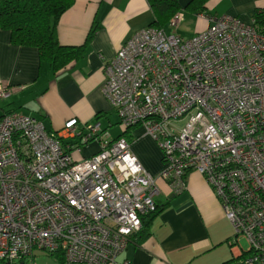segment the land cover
Masks as SVG:
<instances>
[{"label": "built area", "instance_id": "2783aa9c", "mask_svg": "<svg viewBox=\"0 0 264 264\" xmlns=\"http://www.w3.org/2000/svg\"><path fill=\"white\" fill-rule=\"evenodd\" d=\"M206 19L190 38L153 26L134 34L103 64L101 92L124 131L141 125L159 146L174 192L190 171L211 186L233 228L229 264H264V33L253 19ZM182 20L176 11L168 24ZM15 89L0 82V98ZM93 140L97 152L73 158ZM157 192L123 132L75 119L51 132L21 112L0 116V264L35 251L111 264Z\"/></svg>", "mask_w": 264, "mask_h": 264}, {"label": "crops", "instance_id": "0c3cea01", "mask_svg": "<svg viewBox=\"0 0 264 264\" xmlns=\"http://www.w3.org/2000/svg\"><path fill=\"white\" fill-rule=\"evenodd\" d=\"M190 2L178 0V11L183 13L178 26L186 21L194 26L192 35L183 38L206 29V16L228 14L250 23L255 11L264 8V0H205L201 10L199 4ZM153 21L148 0H73L57 21L56 37L61 45L83 46V52L55 72L39 60L36 48L12 44L9 31L0 29V82L16 88L9 97L0 98V116L21 112L37 118L51 132L61 131L70 119H75L79 128L98 123L108 137H118L124 129L101 92L103 64ZM178 26L166 22L162 29L175 34ZM91 28L94 32L88 39ZM125 136L139 163L156 178L154 201L160 209L148 225V235L130 236L126 248L111 264H229L238 253L230 243L233 228L204 177L190 171L185 177L186 187L174 192L160 177L165 161L144 127L133 126ZM68 141L72 139L64 140ZM97 150L98 142L93 140L71 154L78 160ZM25 260L29 264H60L41 252Z\"/></svg>", "mask_w": 264, "mask_h": 264}, {"label": "trees", "instance_id": "16d2710c", "mask_svg": "<svg viewBox=\"0 0 264 264\" xmlns=\"http://www.w3.org/2000/svg\"><path fill=\"white\" fill-rule=\"evenodd\" d=\"M204 2L191 0L189 5L199 4L201 10ZM72 3L73 0H0V29L9 31L12 44L36 48L39 60L48 63L52 71H58L83 52V46L61 45L56 37L57 21ZM148 3L154 14L152 26L159 29L180 9L178 0H148ZM253 20L264 33V8L255 11ZM93 32L91 28L88 39ZM126 133L127 129L123 131L124 135ZM159 209L156 204L155 210L141 217V228L135 234L148 235V225ZM52 256L63 264L59 254Z\"/></svg>", "mask_w": 264, "mask_h": 264}, {"label": "rangeland", "instance_id": "374dc122", "mask_svg": "<svg viewBox=\"0 0 264 264\" xmlns=\"http://www.w3.org/2000/svg\"><path fill=\"white\" fill-rule=\"evenodd\" d=\"M174 32L176 35H179L180 37L181 36L187 37V36L192 35V33L194 32V26L189 21H186L185 23L180 24L177 29H174ZM158 148H159V146H158ZM242 245L246 246L244 241H242ZM35 252H39V251H35ZM41 253H42V256H48L44 252H41ZM50 257H52V255H50ZM14 264H29V261L25 260V261H23V263H21V261H16Z\"/></svg>", "mask_w": 264, "mask_h": 264}, {"label": "clouds", "instance_id": "9594fccd", "mask_svg": "<svg viewBox=\"0 0 264 264\" xmlns=\"http://www.w3.org/2000/svg\"><path fill=\"white\" fill-rule=\"evenodd\" d=\"M139 171V169H133V172Z\"/></svg>", "mask_w": 264, "mask_h": 264}, {"label": "water", "instance_id": "95a60500", "mask_svg": "<svg viewBox=\"0 0 264 264\" xmlns=\"http://www.w3.org/2000/svg\"><path fill=\"white\" fill-rule=\"evenodd\" d=\"M3 264H9L8 262H5V263H3Z\"/></svg>", "mask_w": 264, "mask_h": 264}]
</instances>
